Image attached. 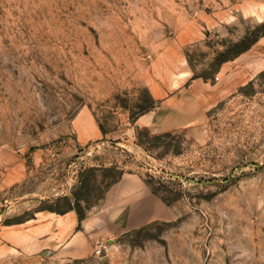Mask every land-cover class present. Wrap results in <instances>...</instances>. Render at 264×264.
<instances>
[{"label":"rangeland","instance_id":"374dc122","mask_svg":"<svg viewBox=\"0 0 264 264\" xmlns=\"http://www.w3.org/2000/svg\"><path fill=\"white\" fill-rule=\"evenodd\" d=\"M263 32L264 0H0V225L115 166L140 175L163 217L103 256L45 264H264V69L200 122L149 130L177 135L149 150L133 125L193 76L215 84Z\"/></svg>","mask_w":264,"mask_h":264},{"label":"crops","instance_id":"0c3cea01","mask_svg":"<svg viewBox=\"0 0 264 264\" xmlns=\"http://www.w3.org/2000/svg\"><path fill=\"white\" fill-rule=\"evenodd\" d=\"M232 62V67L215 84L202 78L192 79L184 94L179 91L176 99L162 98L155 109L136 118L134 127L158 133L200 122L206 111L244 84L246 78L264 69V36ZM185 78L176 88L186 82ZM151 91L156 94L161 91L157 82L151 83ZM93 130L96 138H104L100 128ZM164 208L140 175L124 173L100 205L87 212L80 230L74 210L64 214L40 210L23 222L0 225V264H45L53 259L91 258L96 245L110 242L128 228L163 217Z\"/></svg>","mask_w":264,"mask_h":264},{"label":"trees","instance_id":"16d2710c","mask_svg":"<svg viewBox=\"0 0 264 264\" xmlns=\"http://www.w3.org/2000/svg\"><path fill=\"white\" fill-rule=\"evenodd\" d=\"M264 36V32L263 35ZM259 38H257L251 44L243 47L239 51L236 52L234 58L239 56L241 53L248 50ZM233 58V59H234ZM228 59H224L222 62L227 61ZM261 72L260 74H262ZM201 76H193L191 79H195ZM254 81L250 80L246 85L240 87L238 90L241 93H247V87H253ZM101 132L103 135H106V131L104 128L99 125ZM177 135H174L170 132H164L157 135H151L149 129L147 128H137L136 130V141L137 144L142 146L145 150H149V146H156L155 142H163L164 139L167 138H175ZM155 143V144H154ZM179 148L176 149V152H179ZM124 171L118 169V167H89L83 169L79 173L77 186L74 188L72 192V197L63 196L58 198L59 206L55 207H47L43 210H48L52 212H56L58 214H64L69 211H75L78 215V229L80 230L82 227V221L86 218L87 212L82 205L83 201L90 200L96 194L98 199H102V197L109 192L114 186H116L121 180ZM156 195V193H154ZM23 222V220L14 221V222H6L5 224H16Z\"/></svg>","mask_w":264,"mask_h":264},{"label":"built area","instance_id":"2783aa9c","mask_svg":"<svg viewBox=\"0 0 264 264\" xmlns=\"http://www.w3.org/2000/svg\"><path fill=\"white\" fill-rule=\"evenodd\" d=\"M218 79H219V77H216V80H218ZM105 249H106V245L100 243V244L95 246L94 253H95V255L103 256Z\"/></svg>","mask_w":264,"mask_h":264}]
</instances>
